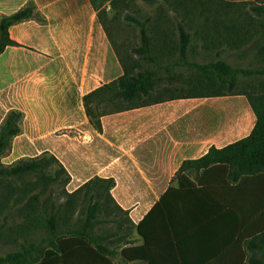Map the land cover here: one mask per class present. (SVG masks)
Here are the masks:
<instances>
[{
  "label": "crops",
  "instance_id": "1",
  "mask_svg": "<svg viewBox=\"0 0 264 264\" xmlns=\"http://www.w3.org/2000/svg\"><path fill=\"white\" fill-rule=\"evenodd\" d=\"M29 4L44 21L31 19L10 27L16 45L0 55V90L16 103L8 114H23L21 133L15 138L48 141V149L32 157L41 152L54 156L70 175L69 193L97 178L113 179L111 195L128 214L134 230L127 236L136 246L143 239L135 227L170 187L178 190L177 199H222L229 204L231 199H244L246 207L249 199H263L264 179L234 185L227 182L225 169L187 170L176 178L184 162L252 134L258 118L248 95L180 94L137 109L114 110L102 117L98 132L87 116L84 97L124 75L98 12L91 0H0V17ZM169 76L173 80L167 82V91H179L182 75ZM184 249L189 264H200L197 242ZM231 252L245 253V248ZM249 257L246 254V260Z\"/></svg>",
  "mask_w": 264,
  "mask_h": 264
},
{
  "label": "trees",
  "instance_id": "2",
  "mask_svg": "<svg viewBox=\"0 0 264 264\" xmlns=\"http://www.w3.org/2000/svg\"><path fill=\"white\" fill-rule=\"evenodd\" d=\"M91 1L96 11H99L100 6L97 5V1ZM122 1L106 0L105 4L109 2L113 8ZM143 1L156 6V16L147 17L144 21L133 20L140 31L141 45L134 48L127 56L125 55L126 57L122 56L114 45L109 30L98 12V17L124 69V75L118 80L84 97L87 116L98 132L102 131V117L106 114L104 107L107 105H118L116 111L121 112L162 102L163 98L153 95L157 93L159 84L165 82L166 78V82H172L173 78L169 75L173 64L186 66V63L180 64V61L184 62V58L187 57L186 47L193 38H200L209 47L214 45L213 32L221 36L225 32L236 33L237 40L226 43V46L233 49L249 46L250 39H240L243 27L240 29L236 25L226 26V20H232L237 16L238 19L242 18L243 21L253 25L257 20V11L255 9L243 11L242 8H247L248 2L264 5V0H163L164 3L161 0ZM31 19L44 21L33 4H29L14 15L0 17V55L8 46L16 45L10 39V27ZM201 20L205 21V24L196 25V22ZM162 21H168L166 25L176 29L179 34L182 49L180 56L176 59L173 58L171 51L161 53L160 48L153 44L154 40L148 34L150 30L161 29ZM211 21L214 22L213 26L209 24ZM246 34L250 33H244L243 36ZM164 43L167 45V42ZM223 45L224 43L220 44L221 50ZM172 48L175 50L174 47ZM200 69L203 71L211 69L215 73L208 78L211 84L222 83L231 86L235 84L237 71L225 63H212L209 66H201ZM235 94L246 93L196 95L218 97ZM248 97L258 118L252 134L223 149L212 148L201 159L184 162L176 178L192 168L198 172L225 169L227 182L234 185L254 177L264 179V103L258 108L252 98L249 95ZM22 121L23 114L17 111L10 112L6 117L0 127V156L5 154L12 140L21 133ZM47 156L50 158H46ZM53 164H56L58 170L51 173L50 168ZM5 174L7 177L42 175V178L50 184L59 183L61 176L64 175L65 186L71 179L63 165L48 152L43 153L42 157L31 158L15 166L6 167L5 171H0V177H4ZM101 186L106 189L111 203L119 212L126 215L130 223L127 212L116 205L111 195L115 181L97 178L72 194L67 192L70 199L65 203L56 205L50 199V203L47 202L44 205L46 208L44 214H49V218L44 219L46 223L43 222L42 225L46 226L51 234L54 233L55 237L52 245L46 249L39 261L27 263L22 260L24 261L22 262L21 255L18 256L20 260L10 256L6 262L11 264H115L111 257L112 251L105 245L106 238L97 237L95 232L96 227L106 223V220L99 217L104 214L103 206L97 199L98 194H95L92 189L96 190ZM190 187L196 189L194 185ZM261 187L263 199H249L247 207L242 205L245 202L244 199H231L230 204L224 203L222 199H177L178 190L170 187L145 219L135 227L137 234L143 239V244L136 246L129 239H125L122 241V246H126L121 252L122 258L129 263L139 264H189L191 262H188V253L184 248L191 242H197L202 250L200 264L225 262L227 259L231 264H246V261L247 264H264V182ZM201 192L202 190L197 189V193ZM81 193L83 194L80 200L82 207L78 209L79 201L73 198H77ZM36 201L37 199H31L34 207L30 208L33 215L28 213L29 217H32L29 221L41 226L43 216L35 207ZM59 219L65 222V226H74L65 235L58 234ZM113 223L122 225L123 220H114ZM80 225L83 232L76 229ZM120 228L125 230V233L128 232L126 235H130V232L134 230L132 226L130 229L128 227L130 232L123 226ZM119 235L118 233L113 237ZM237 247L245 248V253L231 252ZM255 251H263V257L256 259L251 256ZM246 254L251 256L248 260H246Z\"/></svg>",
  "mask_w": 264,
  "mask_h": 264
},
{
  "label": "rangeland",
  "instance_id": "3",
  "mask_svg": "<svg viewBox=\"0 0 264 264\" xmlns=\"http://www.w3.org/2000/svg\"><path fill=\"white\" fill-rule=\"evenodd\" d=\"M96 1L97 5L100 6L97 12L100 13L101 20L109 30L114 45L122 56H127L134 48L141 45L139 40L140 31L136 24L133 23V20L144 21L147 17H155L156 6L149 5L143 0H123L116 7L111 8L109 2L105 4L106 0ZM161 1L163 2V0ZM246 7L242 8V10L246 9L250 11L255 9L257 11V20L254 21L253 25L243 21L242 18L238 19L237 16L232 20H226L225 25H236L240 29L243 27L240 39H250L249 42L251 43L249 46H243L242 49H233L230 46H226V43L237 40L236 33L225 32L221 36L213 32L212 41H214V45L209 47L200 38H193L186 47L187 57L184 58V62L180 61V64L186 63V66L181 65L176 68L173 67L170 70L172 75H182L180 77V82L183 84L181 89L179 91H167V87H169L167 84L169 83L162 82L157 88V93L153 96L165 99L180 94H229L243 92L252 98L256 107L260 108L264 103V5L250 4L248 2ZM167 22L162 21L164 24H160L161 29L150 30L148 34L153 38V44L160 48L161 53L163 51H171L173 58L176 59L182 49L181 42L179 41L177 30L173 27L169 28L166 25L169 23ZM204 24L205 21L203 20L196 22V25ZM209 24L213 26L214 22L211 21ZM164 28L167 29L165 30ZM247 31L250 34L243 36L244 33H248ZM165 39L166 41H164ZM171 40L172 43L170 44ZM164 42H167V45ZM221 43H224L222 46L223 50L220 47ZM217 62L225 63L237 71L235 73L236 81L234 85L211 84L208 78L215 75V73L211 69H206V71L200 69L201 66H209ZM13 88L15 90L14 93H17L18 85L13 86ZM14 105L17 107L16 103L8 100L6 91L3 90L1 92L0 90V125ZM117 107L118 105L110 104L104 107V111H114ZM44 149H48L47 140L33 141L32 139L17 137L12 140L11 146L5 154L0 156V171H5L6 167L28 161L34 154H38V150L42 151ZM42 154L41 152L38 157H42ZM46 158L50 157L47 156ZM56 170H58V167L56 164H53L50 168L51 173H54ZM189 170L195 171L192 168ZM46 175L48 174L46 173ZM64 181V175L61 176L57 184L47 183L42 178V175L34 174L20 177H7V174H5L4 177H0V264H11L10 262H6L10 256H15L19 259L18 256L21 255L20 261L24 260L27 263L39 261L46 249L52 245L51 243L55 237L54 233L51 234L46 226L42 225L44 219L49 218V214H44L46 210L44 205L47 202L50 203V199L56 205L65 203L70 199L67 195L68 191ZM92 189H94L95 194H98L97 199L103 206L104 214L99 217L102 220H106V223L96 227L95 232L98 235L97 237L104 236L106 238L105 245L112 251L111 257L115 264H139L129 263L121 256L122 241L128 239L126 235L128 232L125 233V230H121L120 227L123 226L126 230H128V227L129 229L131 228L126 215L119 212L114 204L111 203L106 189L102 186L96 190L95 188ZM82 195L81 193L77 198H73L79 201L77 205L78 209L82 207L80 204ZM31 199H37L35 202L37 206L35 207L39 209V212L43 216L41 226L29 221L32 219V217H29V214L33 215V211L30 208L34 207ZM84 207L87 209L86 205ZM114 220H123V223L122 225L114 224ZM58 223L60 225L58 227V234L65 235L69 229L74 227L65 226V222L61 219L58 220ZM76 229L83 232L81 225L77 226ZM118 233L120 234L119 236L113 237V235ZM251 256L256 259L262 258L263 251H255Z\"/></svg>",
  "mask_w": 264,
  "mask_h": 264
}]
</instances>
